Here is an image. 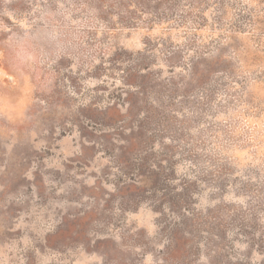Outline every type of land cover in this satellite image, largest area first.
I'll return each mask as SVG.
<instances>
[{
    "label": "rangeland",
    "instance_id": "374dc122",
    "mask_svg": "<svg viewBox=\"0 0 264 264\" xmlns=\"http://www.w3.org/2000/svg\"><path fill=\"white\" fill-rule=\"evenodd\" d=\"M0 264H264V0H0Z\"/></svg>",
    "mask_w": 264,
    "mask_h": 264
}]
</instances>
